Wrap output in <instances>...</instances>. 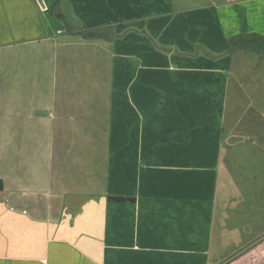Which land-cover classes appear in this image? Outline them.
<instances>
[{
  "label": "crops",
  "instance_id": "crops-1",
  "mask_svg": "<svg viewBox=\"0 0 264 264\" xmlns=\"http://www.w3.org/2000/svg\"><path fill=\"white\" fill-rule=\"evenodd\" d=\"M54 1L0 0V264H264L220 178L226 39L264 0Z\"/></svg>",
  "mask_w": 264,
  "mask_h": 264
},
{
  "label": "rangeland",
  "instance_id": "rangeland-1",
  "mask_svg": "<svg viewBox=\"0 0 264 264\" xmlns=\"http://www.w3.org/2000/svg\"><path fill=\"white\" fill-rule=\"evenodd\" d=\"M228 92L224 136L229 139H225L220 154L223 172L220 178L225 175L226 179L232 177L240 182L239 187L230 188L228 202L222 206L229 216L243 210L244 219H239L242 231L258 234L264 231V195L257 194L259 189H264V59L243 51L231 56ZM230 131L233 132L231 139ZM244 180L246 187L241 184ZM236 189H240L241 196ZM228 230L230 233L239 231L235 223Z\"/></svg>",
  "mask_w": 264,
  "mask_h": 264
},
{
  "label": "trees",
  "instance_id": "trees-1",
  "mask_svg": "<svg viewBox=\"0 0 264 264\" xmlns=\"http://www.w3.org/2000/svg\"><path fill=\"white\" fill-rule=\"evenodd\" d=\"M61 0H55L49 8V13L67 24L65 17L62 14ZM80 35L85 39H104L106 41H113L120 37L115 34L112 27L92 28L80 32ZM226 50L229 55L236 52H253L259 55L261 60L264 59V35L259 33H238L226 39ZM1 187V186H0Z\"/></svg>",
  "mask_w": 264,
  "mask_h": 264
}]
</instances>
